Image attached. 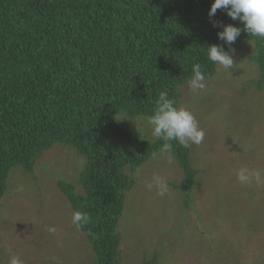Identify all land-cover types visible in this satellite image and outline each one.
Listing matches in <instances>:
<instances>
[{"label":"trees","instance_id":"1","mask_svg":"<svg viewBox=\"0 0 264 264\" xmlns=\"http://www.w3.org/2000/svg\"><path fill=\"white\" fill-rule=\"evenodd\" d=\"M211 3L0 0V199L14 166L32 174L52 146L72 147L75 178L61 175L56 184L73 213L91 217L79 228L95 253L89 264L120 263L118 222L133 173L164 143L134 135L129 122L151 116L161 91L179 104V87L195 64L206 79L214 76L218 65L209 61L207 46L223 41L217 38L222 27L210 20L243 29L222 10L210 18ZM242 42L254 44L250 60L259 68L260 88L264 39L242 30L225 50ZM170 153L184 175L172 186L184 190L186 201L197 174L190 148L173 142ZM157 262L151 257L142 264Z\"/></svg>","mask_w":264,"mask_h":264},{"label":"rangeland","instance_id":"2","mask_svg":"<svg viewBox=\"0 0 264 264\" xmlns=\"http://www.w3.org/2000/svg\"><path fill=\"white\" fill-rule=\"evenodd\" d=\"M254 51L252 42H242L231 52L230 73L218 66L204 90L194 93L187 83L180 87L189 97L182 94L179 105L187 106L205 131L203 142L189 147L197 171L192 190L184 201V190L172 186L184 175L170 152L160 149L136 168L118 222L119 264H142L151 257L157 264H264V183L237 179L241 168L264 170V85L256 82ZM129 126L134 135L157 139L146 117ZM63 147L44 152L32 174L20 166L10 170L0 199V264H8L11 254L24 264L95 259L56 184L61 175L75 178L78 156ZM155 176L167 182L166 195L146 187ZM49 227L57 231L50 233Z\"/></svg>","mask_w":264,"mask_h":264},{"label":"clouds","instance_id":"3","mask_svg":"<svg viewBox=\"0 0 264 264\" xmlns=\"http://www.w3.org/2000/svg\"><path fill=\"white\" fill-rule=\"evenodd\" d=\"M217 10L224 11L229 18L239 21L243 25L242 29L232 24H222V22L210 20L213 27H222V30L217 32V38L223 41V45H208V59L230 73V70L235 67L231 55L233 49L228 47L226 51L224 46L234 44L242 30L251 37L264 39V0H212L208 16L214 17ZM205 80L202 66L195 64L192 75L187 81L189 89L194 93L204 90L206 88ZM147 119L151 125V135L164 141L162 152H171L173 142L183 148H189L192 145L201 144L205 138V131L200 127L194 113L187 106L179 105L175 99L170 98L167 91L159 93L153 113ZM237 179L241 184L253 181L258 184L264 183V170L241 168L237 171ZM146 187L149 190L155 187L157 194L161 196L166 195L169 191L167 182L159 176L153 177V183L147 184ZM90 220L91 217L87 213L76 211L72 214V223L77 228L84 227L90 223ZM47 230L50 233L57 231L55 227H49ZM8 264H24V261L20 256L11 254ZM248 264H251V261Z\"/></svg>","mask_w":264,"mask_h":264}]
</instances>
